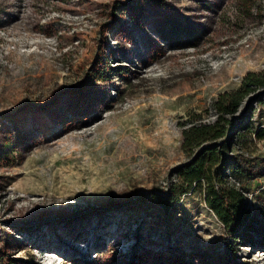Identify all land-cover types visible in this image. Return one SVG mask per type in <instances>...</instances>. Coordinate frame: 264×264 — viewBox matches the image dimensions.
Wrapping results in <instances>:
<instances>
[{
  "label": "rangeland",
  "instance_id": "374dc122",
  "mask_svg": "<svg viewBox=\"0 0 264 264\" xmlns=\"http://www.w3.org/2000/svg\"><path fill=\"white\" fill-rule=\"evenodd\" d=\"M263 70L264 0H0V264H264L183 179L213 152L264 208L230 159L264 170V88L241 85ZM225 95L231 130L184 150Z\"/></svg>",
  "mask_w": 264,
  "mask_h": 264
},
{
  "label": "trees",
  "instance_id": "16d2710c",
  "mask_svg": "<svg viewBox=\"0 0 264 264\" xmlns=\"http://www.w3.org/2000/svg\"><path fill=\"white\" fill-rule=\"evenodd\" d=\"M191 31L177 28L169 25L167 29L160 30V35L167 40L172 38L181 39L184 36H190ZM102 72H98L97 79H105ZM242 87L247 91L264 88V70L260 72H248L241 81ZM227 102V105L225 103ZM237 99L232 96L225 95L218 103V114L211 123L204 122H190L187 123L182 133V147L184 150H191L194 147L201 145L204 142L218 139L224 135V129L228 131L233 127L223 119L222 114L226 113L228 107H235ZM226 123V126L221 122ZM255 137L257 139H264V128H259ZM212 150V147H208ZM213 152L208 156L195 160L192 165L188 166L183 171L184 182L191 186L194 182L198 186L201 181L205 184V203L206 206L214 214L215 218L223 225L224 234L234 239H243L246 237L249 243L253 242L252 236H258L264 240V208H253L248 202L241 188L233 185H228L222 178L220 171L212 172L211 169L205 168L204 161L214 157ZM231 161L236 163L238 174L245 179H252L264 176V170L256 168L255 166L245 165L240 163L235 156L230 157ZM229 159V160H230ZM222 164V163H221ZM220 164V166H221ZM224 164H222L223 167ZM153 199L161 204H165L161 196H151ZM245 235V236H244Z\"/></svg>",
  "mask_w": 264,
  "mask_h": 264
}]
</instances>
